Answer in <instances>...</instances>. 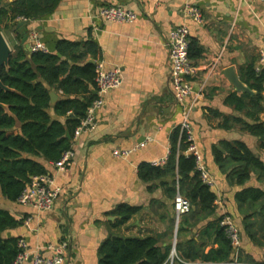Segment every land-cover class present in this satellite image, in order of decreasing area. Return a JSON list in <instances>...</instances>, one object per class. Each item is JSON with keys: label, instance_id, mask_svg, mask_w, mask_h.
<instances>
[{"label": "crops", "instance_id": "1", "mask_svg": "<svg viewBox=\"0 0 264 264\" xmlns=\"http://www.w3.org/2000/svg\"><path fill=\"white\" fill-rule=\"evenodd\" d=\"M113 1L134 11L136 20L119 23L98 16V9L112 0H59L51 13L29 20L28 25L15 30L16 23L23 20L17 18L14 25L1 30L12 53L18 44L22 45L23 35L33 30L38 32L48 52L53 53L57 52L56 44L60 40H92L99 47L100 58L96 60L87 53L76 65L102 60L106 68L121 69L122 83L106 94L97 112L95 129L71 143L74 150L71 165L59 171L52 162L39 159L61 188L53 209L38 211L0 197V208L21 221L17 227L0 233L1 237L23 238L30 253L40 251L46 256L53 254L49 245L65 241L70 264H98V248L110 235L154 236L162 245L172 242L176 229V224L172 227L173 199L162 185L171 179L146 182L139 177L138 169L143 163L161 159L166 163L171 135L180 127L186 111L197 149L214 180L211 189L217 195L214 203L219 214L232 216L243 228L246 212L241 210L246 207H239L236 193L245 187H263L254 172L243 185L231 182L227 177L230 165L222 167L216 157L218 151L225 152L224 142L241 141L264 161L259 139L233 121L239 113L225 103L227 95L237 91L225 74L227 68H233L241 80L240 69L257 65L258 52L264 49V1ZM188 3L201 9L202 24L186 18L184 8ZM183 22L189 27L190 41L201 48V55L191 58L196 66L193 93L178 102L172 91L167 40L170 29ZM26 43L31 45L30 37ZM52 91L57 94V100L62 96L61 91ZM259 118L264 121V111ZM225 119L229 127L224 126ZM115 151L128 154L115 155ZM121 204L139 210L118 224L120 217L114 210ZM207 223L181 230L179 240L197 237ZM243 243L245 250L246 240L242 248ZM211 247H217L212 239L205 251Z\"/></svg>", "mask_w": 264, "mask_h": 264}, {"label": "trees", "instance_id": "2", "mask_svg": "<svg viewBox=\"0 0 264 264\" xmlns=\"http://www.w3.org/2000/svg\"><path fill=\"white\" fill-rule=\"evenodd\" d=\"M59 0H0V30L8 29L17 18L38 19L51 13ZM15 24V23H14ZM13 24V25H14ZM56 53L33 51L28 53L18 44L7 66L0 73V197L14 202L32 175L43 174L47 169L42 161L56 162L63 152L70 149L75 127L84 117L88 105L95 98V64L76 65L89 53L100 58L98 45L92 40H60ZM59 54V55H58ZM64 56L61 58L60 56ZM201 48L190 41L189 56L200 57ZM69 60L75 62L70 64ZM240 78L255 93L233 91L225 98L239 115L233 117L242 130L256 136L264 149V121L259 114L264 111V67L256 71L254 64L240 69ZM52 89L61 91V97L51 103ZM225 119L224 126H228ZM229 127V126H228ZM70 135V138L67 135ZM225 152L218 151L217 162L230 165L228 179L243 185L254 172L263 187H245L236 193L239 207L245 206L246 215L240 226L241 235L257 247L264 248V161L241 141L224 142ZM187 137L177 127L170 139V152L164 165L143 163L138 175L143 181L170 178L162 182L168 196L173 200L177 192L190 202V210L181 216L177 231L176 250L186 261L202 263H225L234 259L232 245L220 224L222 214L214 203L217 195L204 184L195 167V159L186 153ZM244 208V207H241ZM139 207L118 205L114 213L120 217L118 224L127 221ZM252 211L250 214L247 212ZM208 221L201 232L186 241L179 240V233ZM21 221L6 209L0 208V233L17 227ZM173 228L175 218L172 219ZM18 237L0 236V264H14L19 252ZM217 244L205 251L210 242ZM243 242V241H242ZM172 242L162 245L154 236L122 237L108 236L98 248V264H162L168 257ZM238 261L257 263L252 253L242 248Z\"/></svg>", "mask_w": 264, "mask_h": 264}, {"label": "built area", "instance_id": "3", "mask_svg": "<svg viewBox=\"0 0 264 264\" xmlns=\"http://www.w3.org/2000/svg\"><path fill=\"white\" fill-rule=\"evenodd\" d=\"M264 1V0H262ZM184 13L187 19L196 23L204 22L201 9L192 3L185 5ZM97 15L102 19L119 23H131L136 20L137 14L125 7L116 4L113 0L107 5L101 6ZM32 40L30 45L31 52L42 51L48 52V47L40 41L38 32L33 30L29 33ZM190 30L188 25L183 22L173 26L168 33V63L169 72L172 83V91L174 98L178 102H183L193 93L192 79L196 74V66L189 56ZM264 67V49L258 52V63L255 65L256 71ZM95 98L88 105L84 117L75 127L72 135V142L78 139L82 134L95 129L97 126V112L102 108L106 94L118 88L122 83L121 69L118 66L106 68L104 61L95 62V78H94ZM182 131L185 132L188 146L187 154H191L195 159V167L199 172L201 181L209 187L214 185V180L209 175L206 166L203 163L202 156L197 149L194 141L193 128L189 119L188 111L185 112L184 119L180 125ZM71 142V143H72ZM115 155H127L124 151ZM74 150L71 145L70 149L63 152L60 159L53 163L54 167L63 171L66 170L72 162ZM165 159L152 161V165H162ZM61 193V188L55 184L54 178L49 173L32 175L26 184L16 202L19 204L32 207L38 211H50L55 206L57 199ZM191 208L189 200L182 195L177 186V192L173 200V209L175 216L176 229L178 228L180 218ZM220 224L224 227L226 235L232 245L234 259L231 262L219 264H249L237 260L240 250L242 249V235L239 225L232 216L222 213ZM175 229V232H176ZM19 252L15 258L14 264H70L67 255V242L61 241L55 245H49V249L53 254L50 256L43 255L40 251L30 253L25 239L19 238L17 241ZM162 264H218V263H202L199 261H186L179 255L176 250V241L172 243L169 255ZM262 264V263H250Z\"/></svg>", "mask_w": 264, "mask_h": 264}, {"label": "water", "instance_id": "4", "mask_svg": "<svg viewBox=\"0 0 264 264\" xmlns=\"http://www.w3.org/2000/svg\"><path fill=\"white\" fill-rule=\"evenodd\" d=\"M28 23H29V20L27 19H23L19 21L18 23H16L15 30H17L21 26L28 25ZM28 37H29V31L23 35L20 42L22 43L25 51L28 53H31V48L29 44L26 43V40L28 39ZM11 54H12L11 47L9 46L7 40L5 39L3 32L0 30V73H1L2 67L8 65ZM91 62H95V61L92 60ZM225 74L227 75L231 83L235 86V89L237 91L249 92L251 94L255 93V91L251 90L244 82H242L237 77L233 68L231 67L227 68V70L225 71ZM0 87L3 89H8V87L2 83L1 79H0ZM93 93H95V90L93 91ZM50 97H51V103H54L57 100V94L54 91L50 92ZM0 106H4V104L0 103ZM67 136L70 138L69 134ZM176 232H177V229H176ZM176 232H175V235H176Z\"/></svg>", "mask_w": 264, "mask_h": 264}, {"label": "rangeland", "instance_id": "5", "mask_svg": "<svg viewBox=\"0 0 264 264\" xmlns=\"http://www.w3.org/2000/svg\"><path fill=\"white\" fill-rule=\"evenodd\" d=\"M245 236V235H243ZM244 241L246 240V243H245V252H249V253H252L253 257L256 258V260L258 261L257 263H262L264 264V248L262 247H257V246H254L248 239L247 237L245 236L244 237ZM174 241H177L176 239V235L174 233V236L172 238V243ZM243 241V242H244ZM243 249H244V243H243Z\"/></svg>", "mask_w": 264, "mask_h": 264}]
</instances>
